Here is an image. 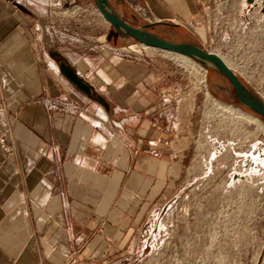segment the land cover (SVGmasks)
I'll use <instances>...</instances> for the list:
<instances>
[{
	"label": "crops",
	"instance_id": "crops-1",
	"mask_svg": "<svg viewBox=\"0 0 264 264\" xmlns=\"http://www.w3.org/2000/svg\"><path fill=\"white\" fill-rule=\"evenodd\" d=\"M211 1L112 3L128 23L141 6L139 24L184 28ZM63 5L0 0V264H113L186 156L180 85L164 61L106 46L96 16L83 24ZM234 6L238 36L253 29L264 58V0ZM257 78L264 93V66Z\"/></svg>",
	"mask_w": 264,
	"mask_h": 264
},
{
	"label": "rangeland",
	"instance_id": "rangeland-1",
	"mask_svg": "<svg viewBox=\"0 0 264 264\" xmlns=\"http://www.w3.org/2000/svg\"><path fill=\"white\" fill-rule=\"evenodd\" d=\"M61 1L64 8L73 7L83 24L96 16L97 33H104L98 41L129 55L161 58L162 69L180 85L179 125L188 134L182 139L187 151L181 175L171 182L157 209L147 214L136 242L113 264H264V132L214 100L263 123L264 119L237 100L232 84L219 72L192 58L111 33L94 0ZM135 18L130 23L140 26V17ZM149 30L167 41H189L218 53L244 85L259 97L264 95L255 83L264 58H258L260 39L253 29L247 28L241 40L232 32L226 43L210 42L207 29H202L203 38L188 26L158 25ZM130 44L135 46L129 48Z\"/></svg>",
	"mask_w": 264,
	"mask_h": 264
},
{
	"label": "water",
	"instance_id": "water-1",
	"mask_svg": "<svg viewBox=\"0 0 264 264\" xmlns=\"http://www.w3.org/2000/svg\"><path fill=\"white\" fill-rule=\"evenodd\" d=\"M112 0H94L98 13L110 25L111 33L118 32L128 38L138 41L143 46L161 49L170 53L188 56L198 63L219 72L230 84L237 100L264 119V99L253 93L236 75L235 71L226 65L222 57L215 52L204 49L192 42H170L160 36H156L149 29L154 23L147 22L135 26L124 20L112 7ZM67 77L77 86L87 90V86L73 73L70 68L63 65Z\"/></svg>",
	"mask_w": 264,
	"mask_h": 264
},
{
	"label": "built area",
	"instance_id": "built-area-1",
	"mask_svg": "<svg viewBox=\"0 0 264 264\" xmlns=\"http://www.w3.org/2000/svg\"><path fill=\"white\" fill-rule=\"evenodd\" d=\"M233 2L230 0H212L208 4H204L201 8L202 15L198 19H186L184 26H188L197 35L198 30L207 29L208 39L210 42L214 40H220L223 42H228L232 36V32L236 33V39L241 40L242 36L238 24L237 10L234 6V12L231 8ZM135 11L140 15L145 21L149 20L148 13H146L145 8L141 6H134ZM246 30V28H245ZM244 30V31H245ZM219 36L217 38L216 36ZM198 36V35H197ZM4 110V104H0V112ZM0 147L7 148L5 144V134L0 133Z\"/></svg>",
	"mask_w": 264,
	"mask_h": 264
},
{
	"label": "bare ground",
	"instance_id": "bare-ground-1",
	"mask_svg": "<svg viewBox=\"0 0 264 264\" xmlns=\"http://www.w3.org/2000/svg\"><path fill=\"white\" fill-rule=\"evenodd\" d=\"M197 35H198V37L199 38H203V36H204V32H203V30L201 29V30H199L198 32H197ZM103 38V35H101V37L99 38V40L100 39H102ZM140 44V43H139ZM142 45V44H141ZM135 45L134 44H130V46H129V48L131 47V48H133ZM143 46V45H142ZM143 47H148V46H143ZM168 52V51H167ZM174 53V52H173ZM177 54V53H176ZM177 55H180V56H184V55H181V54H177ZM185 57V56H184ZM188 57V56H187ZM190 58V57H189ZM223 60H224V62L226 63V65L228 66V67H230V65L228 64V62H227V60L226 59H224V58H222ZM233 69V68H232ZM219 106H221V107H223V108H225L226 110H234L236 113H239L245 120H247L248 122H251V123H253V124H256V126L261 130H263V132H264V123L261 121V120H259L256 116H254V115H252V114H250V113H245V112H243V111H241V110H239V109H237V108H234V107H231V106H229V105H227V104H224V103H222V102H220V101H216V100H214Z\"/></svg>",
	"mask_w": 264,
	"mask_h": 264
}]
</instances>
